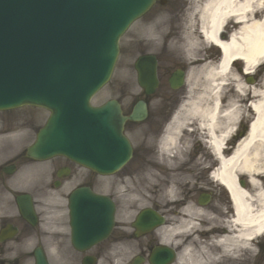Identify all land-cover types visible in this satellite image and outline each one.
Masks as SVG:
<instances>
[{"label": "bare ground", "instance_id": "6f19581e", "mask_svg": "<svg viewBox=\"0 0 264 264\" xmlns=\"http://www.w3.org/2000/svg\"><path fill=\"white\" fill-rule=\"evenodd\" d=\"M190 1L197 3L187 9L188 14L197 11V22L190 20V27L184 25L182 34L178 35L169 30L170 18H155L146 27L143 46L146 49L181 53L190 63H194L193 60L202 61L205 64L202 75L206 82L203 93L193 96L194 100L189 97L176 112L173 122L165 125L158 141L161 157L157 160L146 158L135 168V184L131 189L133 210L151 201L162 205L161 199L177 202V180L182 176V162L179 163L178 157L193 142L191 133L186 129L190 122L196 131L203 133L201 137L206 135L209 147L217 156V167L212 174L229 192L233 214L225 222L226 226L217 224L211 228L209 241L197 254L184 253L180 262L241 264L243 248L249 246L252 237L264 233V190L254 176L264 172V80L258 87H249L251 85L245 84L233 67L239 62L242 73L250 75L264 66V13L261 14L258 9L264 0ZM226 22L231 25L227 39L221 32ZM202 42L220 46L221 55L217 64L208 62L203 54L200 55ZM190 73L187 79L193 83L195 79L189 76ZM232 85L240 93L239 96L244 97V92L250 94L246 96L252 99L247 108L235 101L228 104L221 102V91ZM245 116L250 119L247 132L231 152L223 150L224 144L235 141L233 132L238 133L237 125L241 122L240 118L245 119ZM147 132V129L142 130L143 141H147L144 134ZM150 160L156 165L149 163ZM240 173L249 176L248 189L238 185ZM194 210L191 204L182 209L185 215L176 218L165 231L176 232L181 226L189 225L196 215H207L206 210L202 214H196ZM210 220L213 222L214 218ZM237 251L239 253L235 256Z\"/></svg>", "mask_w": 264, "mask_h": 264}, {"label": "flooded vegetation", "instance_id": "af4514ba", "mask_svg": "<svg viewBox=\"0 0 264 264\" xmlns=\"http://www.w3.org/2000/svg\"><path fill=\"white\" fill-rule=\"evenodd\" d=\"M165 111L164 117L167 118L170 110ZM19 160V163H0V231L3 233L0 264H34L36 252L45 254L50 264H82L86 258L94 264H121L122 261L130 264L134 258L145 262L152 249L162 244V238L173 240L168 245L176 255L197 254L207 235L210 236L211 228L220 224L217 220L222 216L220 210L228 216L233 213L227 193L219 187L208 186L202 173H198L183 190L179 208H183L192 197L199 204V197L204 193L210 201L205 206L212 211L213 222L193 220L176 232L155 228L136 236L133 220L121 218L120 196L113 193L120 189L119 178L112 182V191L105 193L100 188L103 182L100 173L91 172L66 158L54 157L44 165H36L38 161L26 157ZM10 164H13L12 170L8 167ZM19 169H26L27 173ZM242 183L248 186L247 182ZM84 189L98 195L99 199L100 193L108 195L115 210L107 235L101 240L99 236L91 246L78 248L74 245L67 200L74 191L83 192ZM20 196H29L30 203H19ZM24 210L29 218H25ZM173 222L164 221L165 224ZM255 245L257 258L254 264H258L264 257V237L257 238Z\"/></svg>", "mask_w": 264, "mask_h": 264}, {"label": "rangeland", "instance_id": "374dc122", "mask_svg": "<svg viewBox=\"0 0 264 264\" xmlns=\"http://www.w3.org/2000/svg\"><path fill=\"white\" fill-rule=\"evenodd\" d=\"M155 13L156 11L153 10L149 16L143 17V19H141V22L133 26L122 38L121 43H120V55L115 65V69L112 74V77L110 81L108 82V84H106V86H104L100 90V97L97 96L93 99V103L96 104L99 101L101 103L105 101L106 99L113 97V98H119L124 104L123 107H126L129 104V102L133 99L132 97L135 96L137 93H139L140 89L138 88L135 82V72H134V69L132 68V61L139 54V52H141V50H146L143 48H139L141 44L136 45V41L140 39L142 35H144L143 33L144 25L143 24H147L151 20V18L155 17L154 16ZM180 18L181 16H179L178 19ZM178 19L177 20L172 19V21L169 22V26L171 27V30L176 29ZM185 20L187 19H182V22H184V25L186 24L185 27L186 28L190 27L189 26L190 20L189 21H185ZM136 33H137V37L134 38ZM137 43H141V42H137ZM156 53L160 55L159 56L160 65H161V71H162L161 74L163 76L164 75L163 71L167 70L170 66H173V61L170 60L171 58L167 56V54L165 53H158V52ZM205 55L211 56L210 53H206ZM194 66L196 65H193L192 67ZM202 70H203V65L198 66L196 70L194 68L193 72L191 71L192 73H190L189 76H191V78H194L196 82L191 83L190 81H188V84H185L183 89L178 91V94L182 92L184 95L181 102H186L189 99V97H191L192 100H194L193 96H196L197 93L203 92L204 77L202 75ZM255 74H258V76L255 78L254 83L251 84L252 86H249V87H258L261 84L262 80L264 79L263 77L264 67L261 71L255 72ZM117 76H119V78H117ZM159 91H167V89L163 87V84H162ZM228 91L229 89L225 88L222 91V93H226ZM231 91L236 92L234 88H232ZM233 97L235 98L237 102L241 100V98L238 97L237 95H234ZM248 98H249V101L252 100L251 97H248ZM249 101L248 100L247 102L242 101L240 102L241 103L240 105L247 107V104ZM31 112L36 116L35 113L37 111H33V109H30V108L0 111V129L2 130L6 129V132L4 134L6 135L7 133L6 136L8 137L6 138L5 136H2V137L0 136L1 140H5V139L8 140V142L0 144V150L1 149L12 150L14 148H20L23 145L27 144L29 141H31L33 133L35 131V127H37V125L40 123L39 118L35 120L34 122H30L28 116L32 117ZM37 113L42 114V112H37ZM40 116L42 117V115ZM129 129L133 131V129L134 130L136 129V126L134 127L130 125ZM2 130H0V132ZM23 131L25 135L22 136L20 140H16V137ZM1 145H4V146L1 147ZM131 170L133 169L131 168L130 171Z\"/></svg>", "mask_w": 264, "mask_h": 264}, {"label": "water", "instance_id": "95a60500", "mask_svg": "<svg viewBox=\"0 0 264 264\" xmlns=\"http://www.w3.org/2000/svg\"><path fill=\"white\" fill-rule=\"evenodd\" d=\"M109 53H112V52L109 51ZM142 77H145V76L143 74L139 75V81H141V82H142ZM98 80L99 79H97L96 81L94 80L95 81L94 84L84 94V98L99 85L100 81L97 82ZM146 81L150 85L154 84L153 79L149 80L148 77H147ZM148 83H144L143 85L146 88H148ZM21 102H25V101H21ZM34 104H40V102H34ZM48 106L50 107L54 116L52 115V117H51L50 121L48 122V124L46 125V127L42 131H40V133L37 136L36 142L29 149V153L31 151L32 152L37 151V149L40 146H42V147L47 146V149H49L50 151H53L54 149H59L60 151H63V149L60 148L59 146H60V143L62 141L61 135L63 133V127L65 126V124L63 123L64 122V106H63V104L58 103L57 101L48 104ZM106 107L111 111V113L113 115V117H108L107 120L108 121L112 120L110 123H111V126L115 129L114 133L118 134V137L117 136H112V137L110 136L109 138L111 139V141H113V140H119L120 141L121 140L120 137H122L121 126H120L121 123L118 121V120H120V118L118 117V114H117V117L115 116L116 111H117V110H115L116 106L112 103H107ZM69 121H70V118H69ZM106 131L109 134V131L107 129L105 130V132ZM89 142L95 151V147H94V143H93L94 140L91 138L89 140Z\"/></svg>", "mask_w": 264, "mask_h": 264}]
</instances>
